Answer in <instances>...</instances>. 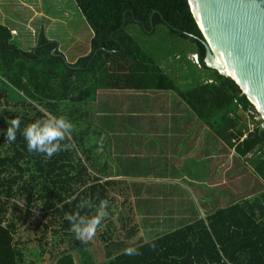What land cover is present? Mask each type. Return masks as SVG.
I'll return each mask as SVG.
<instances>
[{"label":"trees","instance_id":"trees-1","mask_svg":"<svg viewBox=\"0 0 264 264\" xmlns=\"http://www.w3.org/2000/svg\"><path fill=\"white\" fill-rule=\"evenodd\" d=\"M73 1L90 39L86 55L72 63L59 41L49 38L43 28L27 49L9 26L0 23V264L25 263L26 252L16 235L28 223L39 246L48 245L50 264H264V192L233 200L205 218L145 242L123 214L119 220L113 218V205L108 203V216L94 237L100 243L86 249L76 239L65 213L79 210L90 216L101 200L111 201L105 185L87 173L84 134L77 127L80 116H75L80 105L95 99L98 89L177 91L262 182L264 130L251 116L249 131L239 112L254 111L253 105L230 77L205 65L203 35L188 0ZM133 23L151 33L163 23L189 41L198 54L201 75L180 90L162 71L160 60L137 42L129 29ZM4 105L12 108L6 117ZM48 114L66 116L75 126L70 140L62 142L70 145L68 149L50 159L29 152L22 134L26 125ZM15 117L20 118V130L16 140L8 142L6 129ZM84 199L94 207L78 209ZM33 216L40 219L32 223ZM130 246L139 255H126Z\"/></svg>","mask_w":264,"mask_h":264},{"label":"crops","instance_id":"crops-1","mask_svg":"<svg viewBox=\"0 0 264 264\" xmlns=\"http://www.w3.org/2000/svg\"><path fill=\"white\" fill-rule=\"evenodd\" d=\"M36 16H40V20L51 19V14L39 9L30 14L25 25L32 36L40 28L45 30L48 23L41 21L37 23L39 27L35 26ZM19 20L18 16H0V23L9 26L11 31L15 29L17 33L12 32L13 35L28 49L36 37L23 40ZM53 21L56 22L54 17ZM45 33L49 38H56L50 32ZM57 40L64 46L61 39ZM88 49L89 45L86 53ZM191 53L195 51L186 53L178 72L191 68L200 74V69L190 59ZM77 58L66 60L72 63ZM158 63L180 90L189 87L188 81L178 84L166 73L167 64L164 65L163 60ZM79 109L80 113L75 116H80L77 127L84 134L82 145L85 162L89 165L87 173L107 188L113 218L119 220L123 214L137 236L141 227H161V232L148 238L140 237L144 242L198 219L189 214L185 216L183 211L190 192L203 197L214 195L218 186H228L233 198L227 204L248 197L249 188L252 193L264 192V182L253 171L255 179L251 178L253 184L249 185L247 161L236 157L226 140L175 90L101 88L93 101L80 105ZM237 195L239 198L235 199ZM166 210L171 213L164 214ZM155 218L159 221H154Z\"/></svg>","mask_w":264,"mask_h":264},{"label":"rangeland","instance_id":"rangeland-1","mask_svg":"<svg viewBox=\"0 0 264 264\" xmlns=\"http://www.w3.org/2000/svg\"><path fill=\"white\" fill-rule=\"evenodd\" d=\"M31 3H33V5H31ZM36 9L51 14V19L43 18V20H40L41 17L36 16L33 24L39 27L37 23L41 21L45 22L46 20L48 21L45 31L50 32L51 35H56L55 39H61L64 46L62 44L60 50L65 52L67 59L72 60L76 57L83 56L84 53H86L87 46L89 45L90 32L82 12L78 10L73 0H0V16H5V14H7L8 16H18L20 18L18 28L20 29V35L23 40H32L37 37L38 32L35 36H32L31 31L28 30L25 25L29 15H33ZM52 15L55 18V23ZM129 29L137 39V42L144 47L154 60H163V64H167L164 68L166 73L178 84H185L187 81L190 82L193 76L198 77L201 75V73L199 74L192 71L191 68H187L183 72H178L177 68L179 64L185 62L186 53L191 50L192 44L181 38L179 35L171 33L165 24H158L153 33L147 32L138 23L131 24ZM12 32L16 33L17 31L15 30ZM176 55H178V58ZM205 72L210 74L211 70H205ZM184 77L187 78L186 81H183ZM3 108H5L3 115L6 117V112L11 111L12 108L7 105H4L1 109ZM253 108L256 111L254 106ZM239 113L241 115L243 114L242 116L247 121L249 128L252 127L251 116L254 121H260V126L264 123L261 119L262 116L258 112L257 115L255 113L252 114V111L251 113ZM196 169L197 171L200 169L199 164ZM248 170L249 185L251 186L253 184L251 180H254L255 177L252 174L250 165L248 166ZM229 192L230 189L228 186H218L214 195H204L203 197L190 192L188 200L186 199L183 204L185 208L183 210L185 216H188L189 214L191 217L196 216L200 218L222 206H225L227 202L233 198ZM248 193L251 198H254V196L257 195L255 192L252 193L250 188ZM240 197L242 198L243 196ZM236 198H239V196H235V199ZM238 200L241 201L242 199L239 198ZM36 213H39L38 210H36ZM169 213H171V211L166 210L164 214L168 215ZM158 215L160 216L162 214L159 213ZM34 217L35 216L31 218L32 223H36L40 219V216ZM156 219L159 221V218L153 220L155 221ZM29 225L30 223L21 227L18 235H16L19 237L21 247L23 246L26 252V261L24 264H50V258L46 252L48 245H43L42 247L39 246V243L34 240V237L36 236L35 231ZM157 232H161V227L153 226L148 229L141 227L140 233L137 237L148 238L151 234H156ZM28 237H30V240H28ZM80 243L88 249L90 247L88 244H91L92 247H94L100 242L99 238H93L86 243L82 241H80ZM42 249L43 252L41 253Z\"/></svg>","mask_w":264,"mask_h":264},{"label":"water","instance_id":"water-1","mask_svg":"<svg viewBox=\"0 0 264 264\" xmlns=\"http://www.w3.org/2000/svg\"><path fill=\"white\" fill-rule=\"evenodd\" d=\"M188 4L203 35L205 65L221 75L220 66H226L233 74L228 77L264 119V0H188Z\"/></svg>","mask_w":264,"mask_h":264},{"label":"clouds","instance_id":"clouds-1","mask_svg":"<svg viewBox=\"0 0 264 264\" xmlns=\"http://www.w3.org/2000/svg\"><path fill=\"white\" fill-rule=\"evenodd\" d=\"M8 124L6 140L14 142L17 132L20 130V118H12ZM74 127V124L66 116L48 114L44 118L26 125L22 134L27 142L29 152L42 153L50 159L58 152L68 149L70 145L62 142L70 140ZM108 203L106 199L101 200L99 205L95 206V212L90 216L81 215L79 210L75 213H65V219L70 222L71 231L75 234L76 239L86 243L96 236L102 221L108 216ZM93 207L91 200L88 199L82 200L78 205V209ZM124 251L126 255H139V251L135 247H127Z\"/></svg>","mask_w":264,"mask_h":264},{"label":"built area","instance_id":"built-area-1","mask_svg":"<svg viewBox=\"0 0 264 264\" xmlns=\"http://www.w3.org/2000/svg\"><path fill=\"white\" fill-rule=\"evenodd\" d=\"M12 31H15V29H12ZM13 33H15V32H13ZM17 33V32H16ZM190 59H191V61L197 66V67H200V61H199V57H198V54L197 53H191L190 54ZM252 111V114H256L257 115V110L254 112L253 110H251ZM251 111L249 110V111H247V113H251ZM259 113V112H258ZM262 120H263V122H264V119L263 118H261ZM262 120H261V123H262ZM259 121V120H258ZM251 128H249V131H251L252 130V128H253V124H251ZM259 127L262 129V130H264V123H263V125H261L260 126V121H259Z\"/></svg>","mask_w":264,"mask_h":264},{"label":"bare ground","instance_id":"bare-ground-1","mask_svg":"<svg viewBox=\"0 0 264 264\" xmlns=\"http://www.w3.org/2000/svg\"><path fill=\"white\" fill-rule=\"evenodd\" d=\"M217 60H218L219 63H222L219 59H217ZM219 71H220L222 74L226 75V76H231V77H233V74L231 73V71H230L226 66H224V65H221V66H220ZM251 102H253V100H251ZM253 103H254V102H253ZM261 116H262V115H261Z\"/></svg>","mask_w":264,"mask_h":264}]
</instances>
